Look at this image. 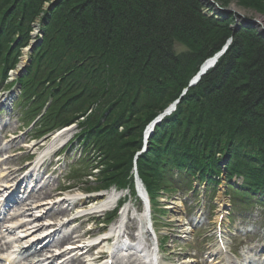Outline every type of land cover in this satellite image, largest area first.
<instances>
[{"label": "trees", "instance_id": "trees-1", "mask_svg": "<svg viewBox=\"0 0 264 264\" xmlns=\"http://www.w3.org/2000/svg\"><path fill=\"white\" fill-rule=\"evenodd\" d=\"M49 1L0 0V72L15 65L18 48L28 43L31 24ZM218 2H238L264 14V0ZM202 8L200 0H59L52 5L44 42L22 84L39 103L54 96L47 120L59 124L97 105L86 124L99 143L108 135L115 150L108 181L131 167L147 125L181 97L199 66L233 37L217 65L156 127L139 160L140 173L156 189L166 178L162 164L173 143V161L192 170L213 164L216 151L228 146L231 169L247 174L252 186L264 187V37L246 27L232 36L233 14L218 21L203 15ZM177 43L187 51L178 53ZM37 72L39 90L32 84Z\"/></svg>", "mask_w": 264, "mask_h": 264}, {"label": "bare ground", "instance_id": "bare-ground-1", "mask_svg": "<svg viewBox=\"0 0 264 264\" xmlns=\"http://www.w3.org/2000/svg\"><path fill=\"white\" fill-rule=\"evenodd\" d=\"M59 0H51V1H49V2H45L44 3V8L45 9H48V12H46V11H43V16H42V20L44 21V23H45V26H47L46 24H49V22H50V18H49V16H50V9H51V7H52V5L54 4V3H56V2H58ZM203 7H205L204 9L205 10H208L209 12H213V10L211 9V8H206V7H208V5H205L204 3H203ZM234 8V7H233ZM235 9V8H234ZM206 17H208V18H212V16L210 15V14H207L206 15ZM227 18H229V16L228 15H224L223 16V18H218L217 20L218 21H224L225 19H227ZM258 20L262 23V25H263V27H264V18H258ZM231 27H232V29H233V35L232 36H234V34H236L239 30L241 31V29H242V27L241 26H239V27H236V25H234V24H232L231 25ZM35 31V28H31V30H30V32H34ZM36 33V32H35ZM37 37V39L39 40H37V39H35V38H32V37H30V33H29V40H28V43L27 44H24V45H21L19 48H18V52H19V54H18V57H19V59H21V67L20 68H22V67H24L26 64H27V62H28V59H29V55H34L35 54V52H36V50L38 49V47H40L41 46V44H42V42H44V40L41 38V37H39V36H36ZM233 40V39H232ZM222 49H223V47H222ZM209 67H211V68H214L215 67V65H217V62L216 61H213V60H211L209 63ZM19 68V69H20ZM203 73H204V71H202L200 74H199V76H198V80H201L202 79V77H203ZM18 75H23V74H19L18 72H15L14 73V77H16V76H18ZM23 77H26L25 75H23ZM70 129H66L65 131H61V132H58L57 134H55L54 136H53V138H52V140H53V142H56V141H58V140H60L61 139V136H62V134H64L65 132H68ZM49 192L48 191H46V192H42V195L43 196H45L44 198L46 199V197H48L49 196ZM72 196H74L73 194H71ZM116 197H117V194L115 193V192H111V193H109L108 194V196H107V198H106V200H104L103 201V205H102V207L103 208H107V207H109V206H111L114 202H115V200H116ZM45 199H43V200H41V201H39V202H41L42 204H40V203H36L38 206H40V208H42L43 207V205H45ZM49 204H52V203H49ZM39 208V209H40ZM128 208V207H127ZM40 212L39 213H42L43 212V209L42 210H39ZM62 211V210H61ZM49 213V212H48ZM39 215V214H38ZM35 217H37V216H35ZM139 219H140V222L137 220V222H138V225L139 226H141L140 227V231L141 232H139L138 233V235H136V234H134L133 232H131V233H129V235L130 236H132V237H135V239H137V238H140V239H142V240H144L143 242H144V244L146 245V243H148V242H153V244H152V246H148L147 247V251H145V252H143V253H140V254H142V255H140V254H138L136 257H134L133 259H130L129 261H127L126 263H124V262H121V263H119V264H155V263H151V260H150V258H151V254L152 253H154V252H156L157 251V248H155V246H156V242H155V238H154V236L150 233V228H149V226H147L146 224H145V216L144 217H138ZM124 225V222L123 221H121V222H117L116 223V225L113 227L114 229H113V232H115V233H120V232H122L123 231V226ZM27 230V229H26ZM146 230H148V232L150 233V235H149V237H147V239H146ZM151 237V238H150ZM69 238H72V236H69ZM262 242H264V238H263V240H262ZM4 246V245H3ZM147 246V245H146ZM154 249V250H153ZM72 254V253H71ZM70 255V253L69 254H67V255H65V257H67V256H69ZM45 263V262H44ZM70 264H83V262L81 261V260H77V261H72Z\"/></svg>", "mask_w": 264, "mask_h": 264}, {"label": "rangeland", "instance_id": "rangeland-1", "mask_svg": "<svg viewBox=\"0 0 264 264\" xmlns=\"http://www.w3.org/2000/svg\"><path fill=\"white\" fill-rule=\"evenodd\" d=\"M231 4V6H233L234 8H235V10L238 12V13H240V14H242L243 16H245L246 18H248V19H258V18H264V14H262V13H260V12H258L257 10H253V9H249V8H246V7H242V6H240L239 4H238V2H231L230 3ZM186 46H183V45H181V44H179V43H177L176 44V47H175V50L178 52V53H180V52H182V51H184V52H186L185 50H186ZM10 81V80H9ZM115 91V90H114ZM17 110H19V108H17ZM24 126V122H23V120H21V115H18L17 113H16V117H15V120L13 121V124H12V128L11 129H14V130H16V129H21L22 127ZM77 131L78 130H74L73 131V133L75 132V133H77ZM23 133H25V131L23 132ZM93 180H95V179H93ZM69 183H71V184H75L76 182H74V181H68V174H67V176L65 177V179L64 180H62V181H60L59 183H57V184H55V187L56 188H58L59 187V189L60 188H65V187H68L70 184ZM87 190V186H84L82 189H73L71 192H79V190L80 191H84V190ZM121 195H126V193H122L121 192ZM175 198L176 197H172L171 199H170V201L171 202H176L175 201ZM164 200H166L165 198L164 199H159V201H160V208H163V201ZM137 200H136V198L135 197H130L129 199H128V202H132L134 205H135V209H137L138 211H142L143 210V206H142V204H141V202H136ZM180 205V204H179ZM181 206V205H180ZM183 209V208H182ZM174 211V210H173ZM170 216H171V213L166 217V219H167V221H165V220H163V221H161L160 222V229L161 228H163L162 229V231L164 230V226H162V222H164V223H171L173 220H175V216H172V218H170ZM256 216L257 217H259V220H260V222H261V214H260V212L259 211H257V213H256ZM162 220V219H161ZM132 222L133 221H131V223H130V226H132ZM209 222V221H208ZM207 222V223H208ZM179 223H176V221H173L172 223H171V229H174V230H172V231H170L171 232V237H172V235H183L181 232H179L180 231V228H178L179 226ZM208 226V225H207ZM186 227H188V226H186ZM204 228H202V229H200V230H197V231H199V232H197V234L200 236L203 232H202V230H203ZM166 230H167V228H166ZM168 231V230H167ZM202 232V233H201ZM175 244H174V246L177 248V254L176 255H178V253H183V255L184 256H187V255H195V253H196V250H195V248H194V243L192 242V241H185V242H182V241H180V242H174ZM196 243H198V241L196 242ZM196 246H198L199 247V244H197ZM200 250V249H199ZM197 256H198V254H197ZM197 256H194L193 258H191L192 260H195L196 262H197V260H196V258H197ZM199 257V256H198ZM172 259V258H171ZM191 260V261H192ZM186 261H188V260H186ZM182 262H185V260L183 259L182 260ZM177 263V262H176ZM171 264H173V263H171ZM187 264V263H186Z\"/></svg>", "mask_w": 264, "mask_h": 264}, {"label": "water", "instance_id": "water-1", "mask_svg": "<svg viewBox=\"0 0 264 264\" xmlns=\"http://www.w3.org/2000/svg\"><path fill=\"white\" fill-rule=\"evenodd\" d=\"M211 1L213 3H215V1H213V0H211ZM229 12H233V10H229ZM239 23H241L247 27H253V28L259 29L261 34L264 36V27H262L263 25L259 20H257V19L249 20V19L245 18L243 15L239 14L236 27L240 26Z\"/></svg>", "mask_w": 264, "mask_h": 264}]
</instances>
